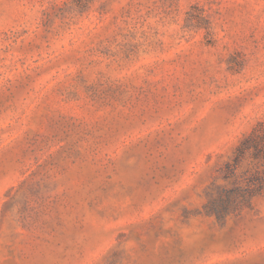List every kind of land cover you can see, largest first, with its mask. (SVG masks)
I'll use <instances>...</instances> for the list:
<instances>
[{
    "label": "rangeland",
    "instance_id": "1",
    "mask_svg": "<svg viewBox=\"0 0 264 264\" xmlns=\"http://www.w3.org/2000/svg\"><path fill=\"white\" fill-rule=\"evenodd\" d=\"M263 119L264 0H0V264H264Z\"/></svg>",
    "mask_w": 264,
    "mask_h": 264
},
{
    "label": "trees",
    "instance_id": "2",
    "mask_svg": "<svg viewBox=\"0 0 264 264\" xmlns=\"http://www.w3.org/2000/svg\"><path fill=\"white\" fill-rule=\"evenodd\" d=\"M244 159H250L252 164L239 170ZM222 176L230 185L218 188L216 196L207 202V210L217 218L248 206L264 185V119L240 140L232 158L224 164Z\"/></svg>",
    "mask_w": 264,
    "mask_h": 264
}]
</instances>
